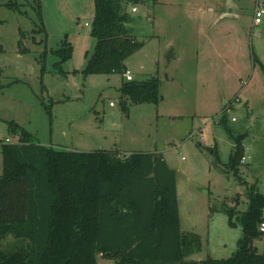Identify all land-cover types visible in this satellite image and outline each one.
Returning <instances> with one entry per match:
<instances>
[{"label": "rangeland", "instance_id": "374dc122", "mask_svg": "<svg viewBox=\"0 0 264 264\" xmlns=\"http://www.w3.org/2000/svg\"><path fill=\"white\" fill-rule=\"evenodd\" d=\"M123 5L131 35L145 43L124 64L135 81L160 78L158 104L123 98L121 73H83L85 54L96 43L94 0H0V141L18 139L8 131L7 122L14 121L38 143L58 149L107 150L122 158L161 153L176 173L181 231L202 240V250L185 259L229 258L242 236V214L236 213L232 226L223 209L245 211L252 187L264 194V17L254 24L264 0ZM66 38L73 54L59 69L55 52ZM170 51L174 58L167 57ZM240 135L245 159L235 173L226 166L233 137ZM20 243L8 236L0 249L12 251ZM254 245L264 253V236ZM97 259L117 264L102 253Z\"/></svg>", "mask_w": 264, "mask_h": 264}, {"label": "trees", "instance_id": "16d2710c", "mask_svg": "<svg viewBox=\"0 0 264 264\" xmlns=\"http://www.w3.org/2000/svg\"><path fill=\"white\" fill-rule=\"evenodd\" d=\"M125 1L138 0H94L91 36L96 43L93 52L85 54V75L125 76V60L144 46L127 27ZM39 18L45 31L41 11ZM55 53L61 69L72 57L71 42L66 38ZM160 85L156 76L123 79L120 91L135 104H158ZM3 88L0 68V91ZM220 123L231 135L226 117ZM7 124L18 143L0 147V241L12 236L21 243L12 251L0 249V264H100V253L117 264H264V253L254 245L264 236L259 229L264 194L254 187L248 191L245 211L237 206L223 209L232 226L236 213L242 214L237 252L222 259H185L202 250V240L197 233L181 231L176 173L161 153L134 152L122 158L107 150L58 149L38 143L14 121ZM233 139L226 167L238 173L245 149L242 139Z\"/></svg>", "mask_w": 264, "mask_h": 264}, {"label": "built area", "instance_id": "2783aa9c", "mask_svg": "<svg viewBox=\"0 0 264 264\" xmlns=\"http://www.w3.org/2000/svg\"><path fill=\"white\" fill-rule=\"evenodd\" d=\"M133 11H136V8L133 7L132 9ZM263 17H264V8H262L261 6H257L255 9V16H254V24L255 25H259L263 22ZM88 25V23H87ZM126 79L127 80H133V77L131 74H129V72L127 71V73L125 74ZM111 105H113V103H111ZM235 120V118L233 119ZM14 143H18V139H14V138H5L3 141H0V147L2 146V144H14ZM260 231L264 234V218L260 223V227H259Z\"/></svg>", "mask_w": 264, "mask_h": 264}, {"label": "water", "instance_id": "95a60500", "mask_svg": "<svg viewBox=\"0 0 264 264\" xmlns=\"http://www.w3.org/2000/svg\"><path fill=\"white\" fill-rule=\"evenodd\" d=\"M167 57H168V58H174V55L172 54V51L169 52V54H168ZM239 138H240V139H243V138H244V135H240ZM210 151L212 152V150H210Z\"/></svg>", "mask_w": 264, "mask_h": 264}, {"label": "crops", "instance_id": "0c3cea01", "mask_svg": "<svg viewBox=\"0 0 264 264\" xmlns=\"http://www.w3.org/2000/svg\"><path fill=\"white\" fill-rule=\"evenodd\" d=\"M173 54V53H172ZM174 55V54H173ZM175 57V56H174ZM1 138V137H0ZM180 224H181V221H180Z\"/></svg>", "mask_w": 264, "mask_h": 264}]
</instances>
